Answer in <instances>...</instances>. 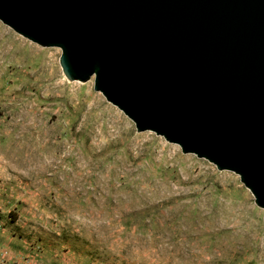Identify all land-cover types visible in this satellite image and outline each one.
<instances>
[{"label": "rangeland", "instance_id": "374dc122", "mask_svg": "<svg viewBox=\"0 0 264 264\" xmlns=\"http://www.w3.org/2000/svg\"><path fill=\"white\" fill-rule=\"evenodd\" d=\"M0 21V264H264L240 177L139 133Z\"/></svg>", "mask_w": 264, "mask_h": 264}, {"label": "water", "instance_id": "95a60500", "mask_svg": "<svg viewBox=\"0 0 264 264\" xmlns=\"http://www.w3.org/2000/svg\"><path fill=\"white\" fill-rule=\"evenodd\" d=\"M0 21L264 210V0H0Z\"/></svg>", "mask_w": 264, "mask_h": 264}]
</instances>
